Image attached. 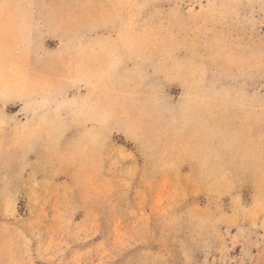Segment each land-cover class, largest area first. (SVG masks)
<instances>
[{
	"label": "rangeland",
	"instance_id": "rangeland-1",
	"mask_svg": "<svg viewBox=\"0 0 264 264\" xmlns=\"http://www.w3.org/2000/svg\"><path fill=\"white\" fill-rule=\"evenodd\" d=\"M0 264H264V0H0Z\"/></svg>",
	"mask_w": 264,
	"mask_h": 264
}]
</instances>
